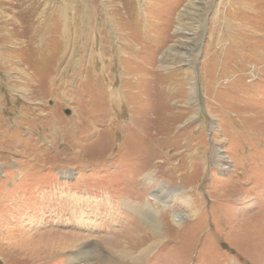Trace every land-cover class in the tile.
Segmentation results:
<instances>
[{
  "label": "rangeland",
  "instance_id": "374dc122",
  "mask_svg": "<svg viewBox=\"0 0 264 264\" xmlns=\"http://www.w3.org/2000/svg\"><path fill=\"white\" fill-rule=\"evenodd\" d=\"M259 239L264 0H0V264H264Z\"/></svg>",
  "mask_w": 264,
  "mask_h": 264
},
{
  "label": "bare ground",
  "instance_id": "6f19581e",
  "mask_svg": "<svg viewBox=\"0 0 264 264\" xmlns=\"http://www.w3.org/2000/svg\"><path fill=\"white\" fill-rule=\"evenodd\" d=\"M25 2V1H24ZM24 2L22 1L20 4H24ZM19 3H18V5H20ZM31 10V9H30ZM65 13V12H64ZM41 13H39V17H41V15H40ZM49 15V14H48ZM45 18V17H44ZM39 20V19H38ZM66 21H68L67 20V18L66 19H64V22L62 23V26H64V28H62L61 29V32L60 33H62V35L63 34H67V32H68V28L66 27V25H67V23H66ZM10 22V21H9ZM35 23V22H34ZM44 23H46L44 20L43 21H41L40 23L38 22V24L37 25H35V26H32L31 28H33L34 29V33H36L37 31H38V29H39V27H40V25L42 24V26L44 25ZM11 24H13V23H11ZM16 25V24H15ZM31 25V24H30ZM33 25V24H32ZM47 25V24H46ZM17 26V25H16ZM48 27V26H47ZM46 28V27H45ZM22 29V28H21ZM27 29V28H26ZM44 29V28H43ZM29 32V31H28ZM42 32V31H41ZM20 33H21V31H20ZM25 33V32H24ZM27 35V34H26ZM35 35H33V37H34ZM69 36V35H68ZM68 36H67V38H68ZM29 38H31L32 37V34H30L29 36H28ZM70 37V36H69ZM27 40V39H26ZM30 41V40H29ZM42 41V40H41ZM62 41V40H61ZM37 42V41H36ZM36 42H35V44H36ZM64 43V42H63ZM27 44V43H26ZM37 44H38V42H37ZM28 45V44H27ZM30 45V44H29ZM16 46H18V45H16ZM118 46V45H117ZM37 47V46H36ZM67 49V48H66ZM65 49V50H66ZM70 51H73V50H70ZM120 51V50H119ZM66 52V51H65ZM64 53V52H63ZM94 53V52H93ZM66 54V53H65ZM55 55H58V54H55ZM69 56V55H68ZM106 57V56H105ZM55 63V62H54ZM89 82L93 85V87H97L98 85H97V82H96V75L95 74H93L90 78H89ZM47 83H48V81H47ZM50 85H51V83H50ZM99 87V86H98ZM108 137V136H107ZM105 142V141H104ZM103 150L100 148L99 149V153H101ZM98 153V154H99ZM170 192V193H169ZM164 194H167V196H168V194H170L171 196L170 197H173V192L172 191H165V192H163L162 191V193L161 194H158V195H155V199L157 198V199H160L163 203H166V199H164L163 198V196H164ZM144 213V212H143ZM146 213V215H148V212L146 211L145 212ZM149 213H151V212H149ZM147 218H148V216H146ZM149 219H151L150 218V216H149ZM148 219V220H149ZM153 220V219H152ZM253 232H255V230L253 229ZM255 236V235H254ZM258 240V239H257ZM259 240H261V239H259ZM261 242L262 243H264V240H261ZM261 243V246L263 245ZM195 247V246H194ZM263 248H264V245H263Z\"/></svg>",
  "mask_w": 264,
  "mask_h": 264
}]
</instances>
